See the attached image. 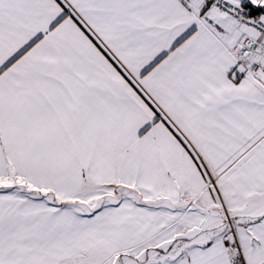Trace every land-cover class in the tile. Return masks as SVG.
I'll return each mask as SVG.
<instances>
[{"label":"snow or ice","instance_id":"1","mask_svg":"<svg viewBox=\"0 0 264 264\" xmlns=\"http://www.w3.org/2000/svg\"><path fill=\"white\" fill-rule=\"evenodd\" d=\"M0 264H264V0H0Z\"/></svg>","mask_w":264,"mask_h":264}]
</instances>
